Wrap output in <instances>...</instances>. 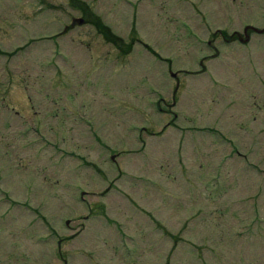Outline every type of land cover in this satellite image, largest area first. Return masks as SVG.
Returning <instances> with one entry per match:
<instances>
[{"label": "rangeland", "instance_id": "374dc122", "mask_svg": "<svg viewBox=\"0 0 264 264\" xmlns=\"http://www.w3.org/2000/svg\"><path fill=\"white\" fill-rule=\"evenodd\" d=\"M0 264H264V0H0Z\"/></svg>", "mask_w": 264, "mask_h": 264}]
</instances>
